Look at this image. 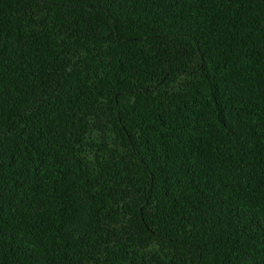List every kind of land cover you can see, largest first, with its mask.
Here are the masks:
<instances>
[{
	"label": "trees",
	"instance_id": "1",
	"mask_svg": "<svg viewBox=\"0 0 264 264\" xmlns=\"http://www.w3.org/2000/svg\"><path fill=\"white\" fill-rule=\"evenodd\" d=\"M0 264H264V0H0Z\"/></svg>",
	"mask_w": 264,
	"mask_h": 264
}]
</instances>
